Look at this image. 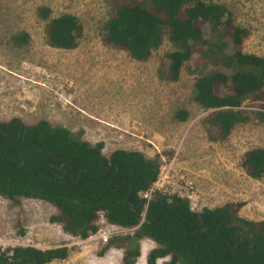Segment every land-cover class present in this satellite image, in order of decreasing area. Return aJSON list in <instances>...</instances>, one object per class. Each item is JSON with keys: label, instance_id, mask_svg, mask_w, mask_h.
I'll use <instances>...</instances> for the list:
<instances>
[{"label": "trees", "instance_id": "16d2710c", "mask_svg": "<svg viewBox=\"0 0 264 264\" xmlns=\"http://www.w3.org/2000/svg\"><path fill=\"white\" fill-rule=\"evenodd\" d=\"M37 16L45 21L48 46L66 50L78 46L83 29L77 16H51L44 5L37 7ZM164 35L171 49L164 54L160 76L177 81L184 68L197 74L191 100L209 110L204 122L215 128L210 138L225 140L237 124L251 119L264 123V56L244 51L250 29L235 24L225 4L114 0L100 40L134 60L146 61ZM28 39L26 32L12 36L16 46ZM247 103L259 108L246 110ZM175 116L184 121L188 112L179 109ZM103 147L101 141L92 144L82 138L80 131L46 120L0 121V197L16 204L20 198L50 203L58 211L51 221L60 222L65 232L80 239L98 231L100 217L122 228L137 226L130 233L110 236L102 248L101 254L109 248L122 249L120 264H136L142 238L155 243L146 264L165 257V264H264V220L242 216L243 201L200 212L176 195L153 193L146 201L142 193L155 181L161 155L173 154L148 157L139 150L116 148L106 156ZM241 165L252 179H262L264 146L245 150ZM239 230L250 238L237 234ZM69 252L66 245H18L0 251V264H50Z\"/></svg>", "mask_w": 264, "mask_h": 264}, {"label": "rangeland", "instance_id": "374dc122", "mask_svg": "<svg viewBox=\"0 0 264 264\" xmlns=\"http://www.w3.org/2000/svg\"><path fill=\"white\" fill-rule=\"evenodd\" d=\"M214 1L229 8L235 24L250 29L244 51L264 56V0ZM42 5L51 9V16L78 17L83 30L75 49L46 44L45 21L37 16ZM113 6L114 0H0V121L18 117L24 124L46 120L62 125L82 132L92 144L103 142L106 156L116 148L139 150L148 157L170 152L171 158L161 155L160 164L173 161L193 180L195 211L243 201L242 216L264 220V177L252 179L241 165L245 150L264 146V123L251 119L237 124L225 140L210 138L215 128L204 122L209 110L191 100L197 74L184 68L177 81L160 76L164 54L171 49L166 35L146 61L101 43V27ZM21 32L29 39L16 46L12 36ZM243 108L259 107L247 103ZM179 109L187 110L186 120L176 118ZM56 214L42 200L20 198L16 204L0 197V251L16 245H66L68 256L50 264H120L122 249L101 254L103 237L132 230L120 231L100 217L98 231L80 239L51 221ZM139 244L136 264H146L155 243L142 238Z\"/></svg>", "mask_w": 264, "mask_h": 264}, {"label": "built area", "instance_id": "2783aa9c", "mask_svg": "<svg viewBox=\"0 0 264 264\" xmlns=\"http://www.w3.org/2000/svg\"><path fill=\"white\" fill-rule=\"evenodd\" d=\"M153 193H159L165 196L176 195L178 197L187 199L190 203L191 209L194 210V199L197 197L195 184L191 178L187 177L184 173H181L179 169H176V166H173V161L168 163L163 162L160 164L155 181L147 191L142 193V196L146 199V201H148ZM136 228L137 226L132 228L121 227L119 230L133 231ZM109 237H103V240L106 242Z\"/></svg>", "mask_w": 264, "mask_h": 264}, {"label": "water", "instance_id": "95a60500", "mask_svg": "<svg viewBox=\"0 0 264 264\" xmlns=\"http://www.w3.org/2000/svg\"><path fill=\"white\" fill-rule=\"evenodd\" d=\"M27 130V128L25 127V131ZM19 136H20V134H18V136L16 137V139H18L19 138ZM131 205V204H130ZM200 217H201V214H200ZM239 233H241L242 234V232L239 230L238 232H237V234H239ZM243 236H245V237H248V238H250V236H248V235H246V234H242ZM238 245V237L236 236V246ZM255 245V243L253 242L252 243V245H251V247H253Z\"/></svg>", "mask_w": 264, "mask_h": 264}, {"label": "crops", "instance_id": "0c3cea01", "mask_svg": "<svg viewBox=\"0 0 264 264\" xmlns=\"http://www.w3.org/2000/svg\"><path fill=\"white\" fill-rule=\"evenodd\" d=\"M114 150V149H113Z\"/></svg>", "mask_w": 264, "mask_h": 264}]
</instances>
